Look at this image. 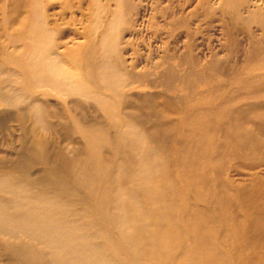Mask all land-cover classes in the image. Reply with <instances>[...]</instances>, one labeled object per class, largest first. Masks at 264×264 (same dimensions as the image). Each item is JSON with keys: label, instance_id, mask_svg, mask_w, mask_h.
<instances>
[{"label": "rangeland", "instance_id": "374dc122", "mask_svg": "<svg viewBox=\"0 0 264 264\" xmlns=\"http://www.w3.org/2000/svg\"><path fill=\"white\" fill-rule=\"evenodd\" d=\"M41 60L50 64L45 66L49 74L34 70L42 69ZM103 78L106 81H101ZM2 91L8 94L6 97L0 94V175L28 184L32 191H38L40 185L32 184L30 175V179L20 176L23 171L32 175L40 172L42 176V167L28 158L21 167L10 165L20 141L29 142L30 138L38 137L46 141L48 152L60 148L67 158L82 163L89 154H101L97 153L95 143L86 142L80 135L86 126L83 121L95 115L94 125L107 126L110 135H106L113 142L137 143L133 135L123 140V135L115 132L124 129L129 120L125 113H130L129 106L134 105H121L120 100L125 99L136 104L144 100L143 111L154 112L158 117L156 121L139 123V127L147 128L148 133L154 127L156 134L168 135L172 142L164 150L170 157L177 158V143L181 138L187 139L186 132L193 126V113L198 110H206V128L201 137L193 134L194 142L208 140L217 120L226 118L224 121L230 124L232 134L246 135L251 143L264 146V0H0ZM86 92L107 96L114 109L102 108ZM8 102L18 106H9ZM35 102L46 105L45 123H52V127L30 126L37 110L31 105ZM66 126L70 131L67 135ZM24 136L29 139L24 140ZM161 138L149 140L148 144L162 145ZM76 144L80 149L73 152L71 149ZM122 146L128 151L126 145ZM182 161L174 160L161 168L180 193L172 197V210L177 215L186 214L181 201L207 202L205 208L217 210L208 200L209 190L198 185ZM236 163H240L239 168ZM121 164L117 158L105 165L109 171L93 169L91 183L94 184L90 190L86 189L88 185L71 182L85 168H94L91 164L85 167L78 164L57 177H49L50 185L44 187L53 191L64 180L66 185L62 189L67 193L76 190L73 197L68 195L74 210L69 212L70 217L103 226V235L117 254L126 253L129 248L114 223L108 219L103 222L105 215L98 208L99 204L112 206L105 197L108 191L126 187V179L110 175ZM213 165L201 162L195 172H206L208 176ZM227 167L223 177L229 183H247L257 177L264 189L261 153L253 152L248 159L233 158ZM107 171L115 179L108 184L105 179L98 182V177L108 176ZM0 195L8 200L6 194L0 192ZM223 221L215 219V231L211 234L214 243L228 257V264H248L246 249ZM167 225L158 231L159 235H171ZM0 240L27 241L23 235L10 239L1 232ZM184 245L191 252L200 250L186 240ZM153 248L145 247L149 251ZM157 249L162 259L176 252L175 248ZM177 254L180 258H175L174 264H189L186 257ZM6 255L0 258L13 260ZM199 258L200 262L204 261L203 255ZM126 264L159 263L146 258Z\"/></svg>", "mask_w": 264, "mask_h": 264}, {"label": "bare ground", "instance_id": "6f19581e", "mask_svg": "<svg viewBox=\"0 0 264 264\" xmlns=\"http://www.w3.org/2000/svg\"><path fill=\"white\" fill-rule=\"evenodd\" d=\"M46 64L50 65L48 62ZM46 64L44 60H41L42 69L35 67L34 70L37 72L42 70L49 74ZM37 81L41 80L37 79ZM101 81H106V78ZM0 94L6 97L8 91H2ZM85 94L92 97L93 102L102 108L114 109V106L107 101V96L93 92ZM19 96L17 92V98ZM119 103L123 106L128 105L127 103L134 105L129 106L130 113H125V116L129 118L128 123L122 131L116 129V135L117 133L123 135V140L133 135L139 143L136 148L134 147L137 143L113 142L109 137L107 126L101 123L94 125L95 115L83 121V125L86 126L82 127L80 135L86 142L95 143L97 153L101 154L98 156L89 154L86 161L83 160L82 163H80L81 160L77 162L71 157L67 158L60 148H53L48 152L46 141L38 137L30 138L29 142H19L16 156L10 158V165L14 168L21 167L23 161L28 158L32 163L41 165L43 175L41 176L40 172L32 175L33 173L23 171L20 176L22 179H30V175L31 183L40 185L38 191H32L30 185L19 180L0 175V192L8 197L7 200L0 195V232L10 239H18L19 235L27 239L25 243L0 240V256L7 254L6 256L13 259L0 258V264H17L18 261L19 264H126L128 261L141 262L146 258L159 264H171L175 258H180L177 253L186 257L185 260L189 264H228V257L217 247L211 236L215 231L216 218L224 220L228 231L233 233L237 242L239 241L246 249H244L246 263L264 264V189L262 184L257 177L240 184L229 183L223 177L229 168L227 166L231 164V159L239 157L248 159L253 152L261 153L264 157V146L259 142L251 143L246 135L232 134L230 124L224 121L226 118L217 120L208 140L194 142L191 140L193 134L201 137L206 128L204 120L206 110H198L193 113L191 123L193 126L186 132L187 139L181 138L177 143L179 148L177 158L170 157L169 152L164 150L172 142L168 135L156 134L157 130L154 127H152V133H148L147 128L139 127V123L144 124L146 120L151 119L156 121L158 118L154 112L151 114L143 111L144 100L142 104L130 102L128 99L120 100ZM7 105L18 106L13 102H8ZM31 105H34L37 110L30 120V126L52 127V123H45L46 105L39 102ZM51 112L56 114L53 110ZM69 132L66 126L65 134ZM161 136L162 145L148 144L149 140H155ZM26 138L28 137L24 136L23 139ZM122 145H126L128 151ZM193 147L197 150L194 151ZM79 149L76 144L71 150L77 152ZM117 158L122 164L110 175L126 179L127 185L118 190L108 191L105 197L109 199L112 206L106 207L99 204L98 209L105 215L103 222L108 219L114 223L129 248L126 253L120 254L111 250L113 244L103 235V226L97 227L98 224L81 217L76 219L70 217L69 212L74 210L68 195L73 197L76 190H69L70 193H67L62 189L61 187L66 185L64 180L53 191L44 189L46 185H50L49 177H57L62 174V171H69L78 164L80 166L84 164L83 167L93 165L94 168H85L79 177L78 174L72 177L71 183L75 181L88 185L86 189L90 190V185L94 184L91 183L94 170L107 168L109 171L110 168L105 165ZM174 160L178 162L183 160V164L196 178L198 185L205 186L209 190L208 200L217 206V210L212 212L205 208L207 202L192 204L181 201L186 214H175L172 210V197L180 193L174 188L169 175L161 169L163 164L174 163ZM201 162L214 163L212 169L208 170L211 171L208 176L205 175L206 172L204 174L195 172ZM239 164L234 165L239 168ZM108 171V176L98 177V182L105 179L108 184L112 181L111 179H115L116 176L110 178ZM155 205L159 206L153 208ZM181 217H183L182 222L179 223L178 220ZM165 224H168L172 232L169 236L158 234ZM184 240L193 245L194 249L200 250L189 251L184 245ZM146 246L154 248L149 251L145 249ZM157 247L165 250L175 248L177 253L163 258L164 262H161L162 254ZM197 254L203 255L204 261L200 262V256Z\"/></svg>", "mask_w": 264, "mask_h": 264}]
</instances>
